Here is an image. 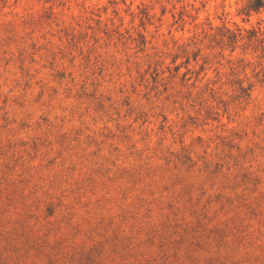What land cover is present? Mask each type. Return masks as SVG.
Wrapping results in <instances>:
<instances>
[{"label":"rangeland","instance_id":"374dc122","mask_svg":"<svg viewBox=\"0 0 264 264\" xmlns=\"http://www.w3.org/2000/svg\"><path fill=\"white\" fill-rule=\"evenodd\" d=\"M243 1L0 0V264H264V81L193 56Z\"/></svg>","mask_w":264,"mask_h":264},{"label":"trees","instance_id":"16d2710c","mask_svg":"<svg viewBox=\"0 0 264 264\" xmlns=\"http://www.w3.org/2000/svg\"><path fill=\"white\" fill-rule=\"evenodd\" d=\"M40 1V0H39ZM180 1V0H177ZM43 3H48V13L52 14V9L54 6H59L64 4V0H43ZM165 8H163L162 13H164ZM264 13V0H244L241 6L237 10V15L241 16L242 21L249 22L250 17L254 14ZM140 25L145 29V22H149L152 19L149 11H140ZM183 12L178 13L177 21L183 20ZM262 20H259L256 25H250L246 27H234L222 25L218 27L211 33H204L202 39L197 40L200 44H204L203 47H199L196 53L193 54L194 59L199 55V53L204 49L216 50L217 54L223 55L224 51L228 50L229 55L233 54L237 48L240 52L249 55L246 64L240 67L241 73H243V78L230 79L229 84L234 86L235 91L238 92V98L249 99L253 84L248 82L247 85H243V80H248L249 78H258L259 81H264V66L258 68L261 65V61H264V25H261ZM212 30V28H210ZM140 41L145 42V34L138 33ZM195 44H197L195 42ZM206 57V56H205ZM189 60L187 57L186 62ZM206 60H204L205 62ZM230 61V60H229ZM228 61V62H229ZM242 59L237 60V65L232 63L230 69V75L232 77L238 76L235 71L239 66ZM255 63L254 67L250 70L251 74L247 75L246 67L250 64Z\"/></svg>","mask_w":264,"mask_h":264}]
</instances>
